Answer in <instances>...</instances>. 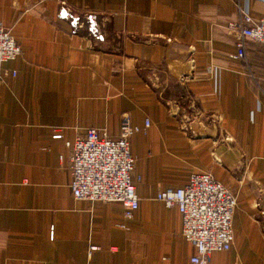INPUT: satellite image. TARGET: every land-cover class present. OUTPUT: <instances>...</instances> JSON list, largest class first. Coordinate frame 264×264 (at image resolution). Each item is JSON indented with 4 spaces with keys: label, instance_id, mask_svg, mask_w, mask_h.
I'll return each mask as SVG.
<instances>
[{
    "label": "crops",
    "instance_id": "obj_1",
    "mask_svg": "<svg viewBox=\"0 0 264 264\" xmlns=\"http://www.w3.org/2000/svg\"><path fill=\"white\" fill-rule=\"evenodd\" d=\"M241 10L262 18L264 0H0L21 46L0 66V264H192L155 193L195 171L237 197L209 264H264V44L233 57ZM124 116L150 119L130 137L128 218L73 196L65 145L88 127L115 136Z\"/></svg>",
    "mask_w": 264,
    "mask_h": 264
},
{
    "label": "built area",
    "instance_id": "obj_2",
    "mask_svg": "<svg viewBox=\"0 0 264 264\" xmlns=\"http://www.w3.org/2000/svg\"><path fill=\"white\" fill-rule=\"evenodd\" d=\"M227 28L236 34V52L233 54L236 59L245 58V40L264 44V17L254 19L241 10L239 18L229 22ZM20 53L21 46L11 28L0 21V66ZM149 124L148 117L144 125L139 126L131 124L124 116L115 136L88 127L83 135L65 140L70 149L73 196L90 201H119L123 205V215L131 217L139 197L131 178L135 159L130 151V137ZM52 136L60 138L62 133L56 131ZM155 198L166 206L177 207L182 220L181 233L195 247L190 256L192 264H209L212 251L231 246L237 197L228 184L216 179L209 171L193 172L182 186L159 188ZM92 248L95 246L91 245Z\"/></svg>",
    "mask_w": 264,
    "mask_h": 264
},
{
    "label": "rangeland",
    "instance_id": "obj_3",
    "mask_svg": "<svg viewBox=\"0 0 264 264\" xmlns=\"http://www.w3.org/2000/svg\"><path fill=\"white\" fill-rule=\"evenodd\" d=\"M191 117H192V115H191V114H189L188 118H191Z\"/></svg>",
    "mask_w": 264,
    "mask_h": 264
}]
</instances>
